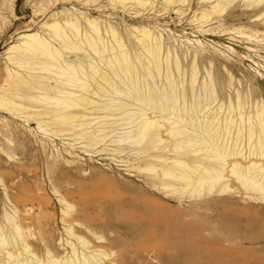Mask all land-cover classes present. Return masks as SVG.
<instances>
[{"label": "bare ground", "instance_id": "1", "mask_svg": "<svg viewBox=\"0 0 264 264\" xmlns=\"http://www.w3.org/2000/svg\"><path fill=\"white\" fill-rule=\"evenodd\" d=\"M72 1L89 3V8L96 4V0H54L52 6ZM159 1L164 4L162 11L181 15L182 6L190 0H110L109 4L127 13L135 7L140 14ZM235 4L251 8L259 20L264 17V0H194L188 8L208 12L197 15L204 27L229 9H238ZM52 6L43 5L34 13L46 17ZM239 17L243 20L249 14ZM49 19L41 32L26 30L28 34L21 35L4 53L1 113L35 121L56 137H68L92 149L104 144L100 152L115 156L124 154V143L132 140L141 146L139 153L146 155V168L153 174L146 184L165 196L177 194L181 200L227 192L232 179L264 199L262 101L253 100L254 95H241L233 84L229 94L219 92L220 85L210 69L200 77L195 62H180V56L165 49L163 35L156 36L147 27L132 29L126 39L112 22L101 24L72 11L55 13ZM10 39L14 38L0 39V49ZM200 95L214 96V101L197 103ZM233 96L230 102L226 100ZM0 124L8 127L10 121L2 119ZM120 129L132 132L115 137ZM155 150L159 153L151 154ZM124 196L120 194L118 200ZM141 201L145 205L140 213L155 225L162 224L160 211L166 207L160 198L143 194ZM17 211L6 215L17 237L9 236L0 225V264L100 263L94 255L100 250L75 236L70 226L66 228L68 236L77 237L81 247L67 241L62 245L67 251L65 258L47 251L45 261L30 249L27 239L31 235H25L16 222ZM138 216L148 221L142 214ZM150 234L155 236L157 228Z\"/></svg>", "mask_w": 264, "mask_h": 264}, {"label": "rangeland", "instance_id": "2", "mask_svg": "<svg viewBox=\"0 0 264 264\" xmlns=\"http://www.w3.org/2000/svg\"><path fill=\"white\" fill-rule=\"evenodd\" d=\"M53 1L0 0V39L14 38L1 46V70L4 53L21 35L28 30L41 32L53 14L72 11L101 24L112 22L126 39L132 29L147 27L156 36L163 35L165 49L180 56V62H195L200 77L210 69L219 92L229 94L233 84L241 95H254L253 100L264 103V17L259 20L251 8L235 4L238 9H229L222 18L201 27L197 15L205 11L189 9L194 0L182 6L181 15L162 11L161 1L140 14L135 7L128 13L114 10L110 0H96L93 8L77 1L53 7ZM43 5L52 6L47 18L34 13ZM101 5L107 8L96 7ZM244 12L249 17L241 20ZM196 98L201 104L214 101L211 95ZM231 99L234 96L226 98ZM2 119L10 125L0 124V225L9 236L17 237L6 215L18 210L15 219L23 233L31 235L30 249L45 261L49 251L65 258V243L81 247L76 239L81 237L100 250L94 254L99 264H264V199L237 181L231 179L227 192L180 200L177 194L165 196L148 187L153 174L146 168V155L139 153L141 146L132 140L124 143V154L115 156L100 152L104 144L92 149L71 138L56 137L35 121L0 112ZM126 132L132 130L120 129L114 136L122 138ZM260 162L264 168V158ZM120 194L125 195L123 200H118ZM143 194L157 195L166 207L160 211L162 224L155 225L140 213ZM69 226L76 238L68 236ZM154 228L155 236L150 234Z\"/></svg>", "mask_w": 264, "mask_h": 264}]
</instances>
